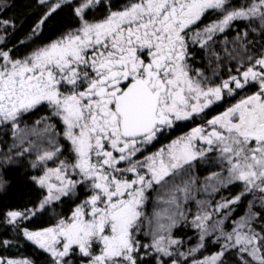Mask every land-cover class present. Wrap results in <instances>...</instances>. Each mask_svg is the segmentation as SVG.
Masks as SVG:
<instances>
[{"label":"snow or ice","instance_id":"snow-or-ice-1","mask_svg":"<svg viewBox=\"0 0 264 264\" xmlns=\"http://www.w3.org/2000/svg\"><path fill=\"white\" fill-rule=\"evenodd\" d=\"M0 264H264V0H0Z\"/></svg>","mask_w":264,"mask_h":264},{"label":"trees","instance_id":"trees-1","mask_svg":"<svg viewBox=\"0 0 264 264\" xmlns=\"http://www.w3.org/2000/svg\"><path fill=\"white\" fill-rule=\"evenodd\" d=\"M23 190V186L22 185H17V191H22ZM10 254L12 256H24V255H30L31 254V249L27 248V247H21L19 249V251H17L16 249H11L10 250Z\"/></svg>","mask_w":264,"mask_h":264},{"label":"flooded vegetation","instance_id":"flooded-vegetation-1","mask_svg":"<svg viewBox=\"0 0 264 264\" xmlns=\"http://www.w3.org/2000/svg\"><path fill=\"white\" fill-rule=\"evenodd\" d=\"M223 109L222 108H220V109H217V111H222ZM185 130H187V129H185Z\"/></svg>","mask_w":264,"mask_h":264}]
</instances>
